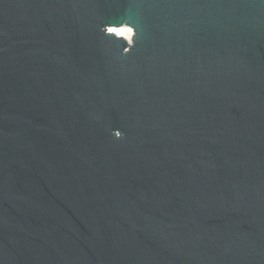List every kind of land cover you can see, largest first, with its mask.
Here are the masks:
<instances>
[{"label":"water","instance_id":"water-1","mask_svg":"<svg viewBox=\"0 0 264 264\" xmlns=\"http://www.w3.org/2000/svg\"><path fill=\"white\" fill-rule=\"evenodd\" d=\"M0 264H264V0H0Z\"/></svg>","mask_w":264,"mask_h":264},{"label":"bare ground","instance_id":"bare-ground-1","mask_svg":"<svg viewBox=\"0 0 264 264\" xmlns=\"http://www.w3.org/2000/svg\"><path fill=\"white\" fill-rule=\"evenodd\" d=\"M109 31L114 32L118 36L125 37L128 40L130 39V36L132 34V29L127 25H122L118 27H109Z\"/></svg>","mask_w":264,"mask_h":264}]
</instances>
